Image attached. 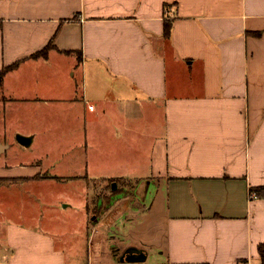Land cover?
I'll use <instances>...</instances> for the list:
<instances>
[{"label": "crops", "instance_id": "0c3cea01", "mask_svg": "<svg viewBox=\"0 0 264 264\" xmlns=\"http://www.w3.org/2000/svg\"><path fill=\"white\" fill-rule=\"evenodd\" d=\"M16 63L0 104L42 106L60 134L70 119L84 172L52 174L47 155L17 162L0 139V264H144L152 251L158 264H260L264 199L251 189L264 187V0H0V71ZM90 129L96 190L114 182L106 198L121 199L83 196L78 243L38 215L15 222L2 201L18 184L89 177ZM17 131L30 149L34 135ZM137 193L147 230L125 243L111 233L133 224ZM131 251L144 260L125 262Z\"/></svg>", "mask_w": 264, "mask_h": 264}, {"label": "rangeland", "instance_id": "374dc122", "mask_svg": "<svg viewBox=\"0 0 264 264\" xmlns=\"http://www.w3.org/2000/svg\"><path fill=\"white\" fill-rule=\"evenodd\" d=\"M41 108L42 106L31 103L6 104L4 101L3 104H0V115L6 117L5 120L0 118V139L6 140L7 144H9V148L7 149L6 153L7 157L10 159H15L17 162L20 161L26 164H31L33 162L35 163V161H43L41 157H45V155H47L44 158L43 162L46 165L52 166V170L49 171L52 174H57V176H59L61 174H70L71 172H84V168L79 157H76V155L81 154L79 147L80 143H82V135L80 134V131L77 132L72 129L71 132L70 129V132H67L68 121L70 120L67 119L60 121L61 126L63 127L62 134H60V126L57 128L55 127V124L58 123L57 117L53 116L47 118L46 115L42 114L43 111L39 110ZM72 121V125L73 127H75L76 121ZM17 130H23L25 133L34 135L35 142L30 149L24 148L23 145L17 140V137H15V134L18 132ZM91 136L92 131L90 129L88 134L86 133V138H83L86 141V156L84 160L85 162H88L87 172L89 177H87V179L77 180L50 179L46 182H31L26 186L18 184L14 188L15 193H17L15 194L17 195V198L15 200L4 198L2 201V203L6 205V210L9 211L10 209H12L14 211L12 218L13 220H17L15 222H18L19 224L27 227L29 224H32V219L23 221L21 219V216L28 213H31L33 215L35 214L38 215L37 217L44 228L50 230V232L54 234H56L55 231L58 230V234L64 235V242H66L67 244L71 242L78 243L80 239L78 238L76 240L75 238L79 234L77 231L78 226L76 225L75 221L78 216L82 215L80 205L83 200V196L89 193L88 195L92 199L93 196H98L99 198L103 197L102 204L104 202L106 204H109L110 202L113 203V200L121 199V195L116 194L115 196H113V200H108L109 198L106 194L113 192L116 193L119 191L117 186L115 191L111 190L113 189L114 182L111 183L109 188V181L106 180L104 182L107 187L103 190H96V188L100 186L101 182L97 179H93L94 176L92 175L94 169H92L91 167V161L93 160V146ZM63 150L67 151V153H71L73 156L68 155L65 160L60 159V154ZM105 168H107L106 165H103V167H101V170L106 171L107 169ZM142 181L143 180H141V182ZM138 185L139 187H141L144 184L138 183ZM120 187H124V185L120 184ZM104 194L105 196H103ZM134 196L135 198L133 199L132 203L130 202L131 207H128V209L131 210V213L132 211L136 212L132 214V218H134V220L132 221L133 224L131 225L126 222L125 226V224L122 225L117 222L111 233V236L113 237L118 236L117 239L119 240L124 239L125 243L131 241V237H129L128 235L130 230L134 231L133 233H135L136 231L142 232L147 230V228H144L146 223L140 224V220L142 218L138 216L137 211L140 210L141 213L143 205H146L148 203L143 202L142 196H140L138 193L136 195L134 194ZM134 203L138 206H132V204ZM115 204H117V206L114 207V213H117V211H122L124 209L123 200ZM64 205H68V207L65 208L62 212L61 209H63L62 207ZM30 208H33L34 211L30 210ZM128 209L125 210L124 213H127ZM56 211L58 212V214L56 213ZM135 214L136 216H134ZM5 218L6 217H4L3 220ZM121 245H123V243H121ZM86 248L87 246H85L84 250L87 254ZM90 249L91 245H89V251ZM144 264H158L157 252H150Z\"/></svg>", "mask_w": 264, "mask_h": 264}, {"label": "trees", "instance_id": "16d2710c", "mask_svg": "<svg viewBox=\"0 0 264 264\" xmlns=\"http://www.w3.org/2000/svg\"><path fill=\"white\" fill-rule=\"evenodd\" d=\"M163 34L165 37H168L170 34V23H165L164 24V31ZM53 48L52 44L49 43L44 49H42L40 52L36 53L33 55V57L40 58L43 57L45 58L47 56V53L49 50ZM17 66L16 64L10 65L8 67L3 68L0 71V85L3 81V78L7 72L10 70L14 69ZM251 192L255 194V197L264 199V187H258V188H253L251 189ZM258 252H259V259H260V264H264V243H261L258 247Z\"/></svg>", "mask_w": 264, "mask_h": 264}, {"label": "water", "instance_id": "95a60500", "mask_svg": "<svg viewBox=\"0 0 264 264\" xmlns=\"http://www.w3.org/2000/svg\"><path fill=\"white\" fill-rule=\"evenodd\" d=\"M17 140L23 144V145H28L29 141L21 136H17ZM116 188V184L113 183V190ZM123 260L125 261H141V260H144L142 254L140 252H127L125 255H124V258Z\"/></svg>", "mask_w": 264, "mask_h": 264}, {"label": "built area", "instance_id": "2783aa9c", "mask_svg": "<svg viewBox=\"0 0 264 264\" xmlns=\"http://www.w3.org/2000/svg\"><path fill=\"white\" fill-rule=\"evenodd\" d=\"M90 108H92V107H90ZM242 264H244V263H242Z\"/></svg>", "mask_w": 264, "mask_h": 264}]
</instances>
